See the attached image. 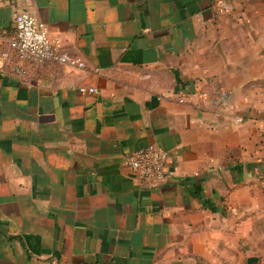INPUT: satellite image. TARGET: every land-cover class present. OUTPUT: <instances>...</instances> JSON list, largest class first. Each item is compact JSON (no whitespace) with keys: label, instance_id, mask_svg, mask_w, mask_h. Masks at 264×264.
Instances as JSON below:
<instances>
[{"label":"crops","instance_id":"1","mask_svg":"<svg viewBox=\"0 0 264 264\" xmlns=\"http://www.w3.org/2000/svg\"><path fill=\"white\" fill-rule=\"evenodd\" d=\"M16 11L84 68L0 74V264H264V0H0V31ZM148 146L173 180L126 168Z\"/></svg>","mask_w":264,"mask_h":264},{"label":"built area","instance_id":"2","mask_svg":"<svg viewBox=\"0 0 264 264\" xmlns=\"http://www.w3.org/2000/svg\"><path fill=\"white\" fill-rule=\"evenodd\" d=\"M8 50L0 51V74L5 64L14 56L21 62L41 64L54 62L72 69L84 68V63L62 51L58 38L50 37L45 24L24 12L12 14V27L0 31V46ZM80 93H96L94 88L80 87ZM178 102H190L183 97ZM169 154L166 150L148 146L134 150L124 159L129 172L138 180L160 184L174 179V171L168 167Z\"/></svg>","mask_w":264,"mask_h":264},{"label":"rangeland","instance_id":"3","mask_svg":"<svg viewBox=\"0 0 264 264\" xmlns=\"http://www.w3.org/2000/svg\"><path fill=\"white\" fill-rule=\"evenodd\" d=\"M263 149H264V135ZM255 229V245L257 259L264 261V204L257 206V217L255 222H251V230Z\"/></svg>","mask_w":264,"mask_h":264}]
</instances>
